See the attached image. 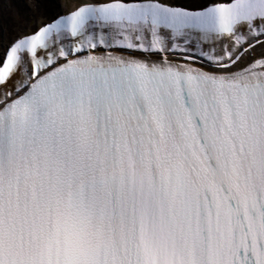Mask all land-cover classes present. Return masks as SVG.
I'll use <instances>...</instances> for the list:
<instances>
[{
	"label": "snow or ice",
	"instance_id": "6c2138e0",
	"mask_svg": "<svg viewBox=\"0 0 264 264\" xmlns=\"http://www.w3.org/2000/svg\"><path fill=\"white\" fill-rule=\"evenodd\" d=\"M55 7L0 31V264H264V0Z\"/></svg>",
	"mask_w": 264,
	"mask_h": 264
},
{
	"label": "bare ground",
	"instance_id": "6f19581e",
	"mask_svg": "<svg viewBox=\"0 0 264 264\" xmlns=\"http://www.w3.org/2000/svg\"><path fill=\"white\" fill-rule=\"evenodd\" d=\"M32 1L33 7L23 4L20 0H9L7 7L0 8V31L6 39L16 35L18 31L31 30L34 19L49 18L51 11L59 10L55 5L64 3V0Z\"/></svg>",
	"mask_w": 264,
	"mask_h": 264
},
{
	"label": "rangeland",
	"instance_id": "374dc122",
	"mask_svg": "<svg viewBox=\"0 0 264 264\" xmlns=\"http://www.w3.org/2000/svg\"><path fill=\"white\" fill-rule=\"evenodd\" d=\"M8 1L9 0H5V2L3 3V6H0V8L7 7L8 6ZM21 2L25 3L26 5H28L30 7H33V1L32 0H22ZM1 29L4 31L3 28H1Z\"/></svg>",
	"mask_w": 264,
	"mask_h": 264
}]
</instances>
